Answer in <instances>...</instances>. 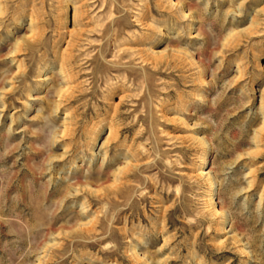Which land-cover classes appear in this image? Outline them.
Here are the masks:
<instances>
[{"label":"rangeland","instance_id":"obj_1","mask_svg":"<svg viewBox=\"0 0 264 264\" xmlns=\"http://www.w3.org/2000/svg\"><path fill=\"white\" fill-rule=\"evenodd\" d=\"M0 264H264V0H0Z\"/></svg>","mask_w":264,"mask_h":264}]
</instances>
